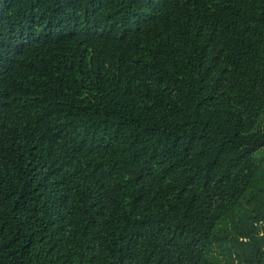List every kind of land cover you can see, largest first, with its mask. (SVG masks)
<instances>
[{"label":"trees","instance_id":"16d2710c","mask_svg":"<svg viewBox=\"0 0 264 264\" xmlns=\"http://www.w3.org/2000/svg\"><path fill=\"white\" fill-rule=\"evenodd\" d=\"M0 264H264V0H0Z\"/></svg>","mask_w":264,"mask_h":264}]
</instances>
